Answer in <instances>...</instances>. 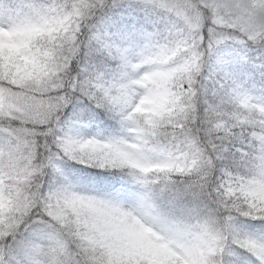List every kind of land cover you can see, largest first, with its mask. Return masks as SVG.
I'll use <instances>...</instances> for the list:
<instances>
[{
    "label": "snow or ice",
    "instance_id": "6c2138e0",
    "mask_svg": "<svg viewBox=\"0 0 264 264\" xmlns=\"http://www.w3.org/2000/svg\"><path fill=\"white\" fill-rule=\"evenodd\" d=\"M0 264H264V0H0Z\"/></svg>",
    "mask_w": 264,
    "mask_h": 264
}]
</instances>
